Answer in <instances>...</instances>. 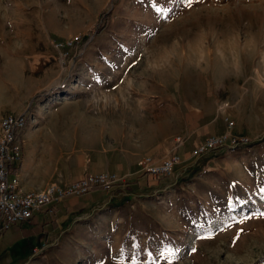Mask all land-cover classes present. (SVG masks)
Listing matches in <instances>:
<instances>
[{"label": "rangeland", "instance_id": "rangeland-1", "mask_svg": "<svg viewBox=\"0 0 264 264\" xmlns=\"http://www.w3.org/2000/svg\"><path fill=\"white\" fill-rule=\"evenodd\" d=\"M40 102L66 151L181 160L39 235L10 225L0 264H264V0H0V126Z\"/></svg>", "mask_w": 264, "mask_h": 264}, {"label": "crops", "instance_id": "crops-1", "mask_svg": "<svg viewBox=\"0 0 264 264\" xmlns=\"http://www.w3.org/2000/svg\"><path fill=\"white\" fill-rule=\"evenodd\" d=\"M61 108L51 106L48 102H40L37 105L28 104L20 112H8L3 115L4 118L9 114L26 111L31 114L23 133V159L17 170L19 186L23 192L40 191L53 185L63 187L91 175H116L122 180L126 179L124 181H129V184L132 180L142 177L146 172L145 167L141 164L142 161L135 158H112L100 155L96 161V157L91 155V149L66 151L63 138L55 128V118ZM181 151L187 155L185 148ZM119 187L123 185L120 184L109 190L93 189L79 196L67 195L54 207L52 204L44 206L27 221L31 226L35 225L37 230L35 232L34 228H28L31 235L26 237H32L35 233L39 235L43 230H48L52 223L56 226V221L51 223L49 219L52 220L60 214H67L66 217L84 214L91 212V208L106 204L116 195ZM94 192H98L99 195L91 196ZM10 234L12 233L0 236V250L8 249L6 236Z\"/></svg>", "mask_w": 264, "mask_h": 264}, {"label": "built area", "instance_id": "built-area-1", "mask_svg": "<svg viewBox=\"0 0 264 264\" xmlns=\"http://www.w3.org/2000/svg\"><path fill=\"white\" fill-rule=\"evenodd\" d=\"M30 115L28 111L9 114L0 126V236L10 225L31 220L44 206L57 204L64 196L83 195L97 187L109 190L123 184L116 175L101 174L84 177L63 187L53 185L40 191L23 192L17 170L23 159V133ZM227 138L226 134L207 137L195 147L194 154L200 156L224 146ZM180 160L175 154L160 165L150 164V159L141 164L150 175L167 178Z\"/></svg>", "mask_w": 264, "mask_h": 264}, {"label": "trees", "instance_id": "trees-1", "mask_svg": "<svg viewBox=\"0 0 264 264\" xmlns=\"http://www.w3.org/2000/svg\"><path fill=\"white\" fill-rule=\"evenodd\" d=\"M101 17H102V19H103V22H102V24H101V26L99 27V29H98V32H102L103 30H105V29H107L108 28V26H109V23H110V19H111V13H107V12H103L102 14H101ZM78 42H80V40L79 41H76L75 43H74V45H76V43H78ZM261 141H264V138L261 140ZM260 141V142H261ZM259 142L257 141H250V140H237L236 141V144L238 145V146H255L256 144H258ZM215 149H213V150H211V151H214ZM146 175H149V172H145L143 175H142V177H144V176H146ZM141 177V178H142ZM138 179L137 180H135V181H132L131 183H138ZM95 189H104L103 187H97V188H95ZM58 204V203H57ZM55 206V205H54ZM53 206V207H54ZM52 207V208H53ZM51 208V209H52ZM56 228H57V225L55 226Z\"/></svg>", "mask_w": 264, "mask_h": 264}]
</instances>
